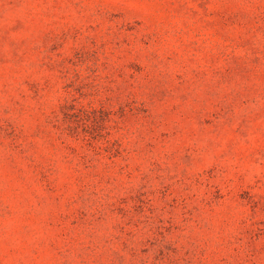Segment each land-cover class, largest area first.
<instances>
[{
	"label": "rangeland",
	"instance_id": "rangeland-1",
	"mask_svg": "<svg viewBox=\"0 0 264 264\" xmlns=\"http://www.w3.org/2000/svg\"><path fill=\"white\" fill-rule=\"evenodd\" d=\"M0 264H264V0H0Z\"/></svg>",
	"mask_w": 264,
	"mask_h": 264
}]
</instances>
